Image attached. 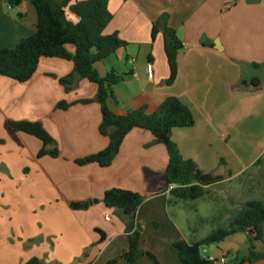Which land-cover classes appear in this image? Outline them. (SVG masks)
Segmentation results:
<instances>
[{"label": "crops", "instance_id": "crops-1", "mask_svg": "<svg viewBox=\"0 0 264 264\" xmlns=\"http://www.w3.org/2000/svg\"><path fill=\"white\" fill-rule=\"evenodd\" d=\"M9 1L0 0V50L14 49L33 36L38 25L30 0L16 7ZM80 1L84 0H72ZM109 10L114 18L105 34H118L128 43L96 64L102 78L112 71L123 77L114 87L112 111L123 115L147 107L150 114L167 98H178L195 117L194 127L175 129L171 135L183 158L226 178L215 186L237 181L242 186L259 185L233 194L238 203L264 201V186L260 190L264 183V0H111ZM164 15L168 22L160 24L153 40V25ZM68 17L78 23L74 15ZM166 25L176 30L184 46L177 59V79L170 86L166 84L171 73L164 48ZM66 49L75 54L73 46ZM69 76H74L75 84L67 92L60 80ZM251 80L260 86L240 88L241 81ZM97 92V85L80 80L74 63L64 59H41L35 76L25 84L0 76V139L4 140L0 144V264H26L33 258L43 264H107L120 256L129 246L128 219L104 204L106 192L113 189L145 197L137 216L143 229L142 248L160 264H182L172 241L193 244L209 236H200L193 226L188 203L169 206L172 188L163 181L169 154L150 132L133 130L108 168L76 163L104 151L110 143L100 133ZM63 102L71 107L58 109ZM9 121L42 124L59 157L39 158L43 142L11 131ZM222 160L226 166H221ZM208 197L199 200L204 207L210 205ZM85 202L92 203L90 209H71L72 203ZM217 209H223L225 216L212 220L201 216L196 207L198 224L218 228L229 222L232 212ZM249 246L248 237L237 234L220 244L205 245L202 254L231 264L236 257L247 256ZM256 248L263 252L264 242H257ZM138 264L155 263L145 257Z\"/></svg>", "mask_w": 264, "mask_h": 264}, {"label": "trees", "instance_id": "trees-1", "mask_svg": "<svg viewBox=\"0 0 264 264\" xmlns=\"http://www.w3.org/2000/svg\"><path fill=\"white\" fill-rule=\"evenodd\" d=\"M38 14L37 30L33 36L21 40L14 49L0 50V76L9 78L20 84L29 82L36 74L41 59H64L72 61L75 75L80 80L97 85L96 101L101 107L102 123L100 133L109 137V146L102 152L77 160L80 166L98 164L103 168L110 167L119 155L125 138L135 129L150 132L156 143L166 147L169 154V164L164 172L163 181L171 187L169 206L179 203H190L205 199L211 194V188L225 181V177L202 171L193 160H185L178 146L172 141L171 135L175 129H188L195 126L193 112L178 98H167L153 113H148L147 107H141L123 115L112 111L110 105L115 102L114 87L123 81V77L115 71L102 78L96 69V64L105 61L125 49L128 43L118 34L107 35L106 29L113 21V14L109 10L111 0H84L73 3L72 0H30ZM22 0H10L12 7L20 6ZM68 13L78 19V23L69 20ZM162 22H168V15H164L153 25L152 38L159 33ZM164 48L170 67V77L167 85H173L177 79V59L184 49L175 29L165 26L163 32ZM75 48V54L66 49ZM258 68V66H255ZM61 85L70 92L75 84L74 76L60 80ZM260 82L254 80L241 81V89H256ZM71 106L67 103L58 105V109L67 110ZM11 131L32 135L44 144L39 158L49 155L59 157L55 141L45 132L42 124L28 122H8ZM0 144L4 140L0 139ZM54 146L53 150H47ZM262 160L259 161V163ZM221 166H226L224 160ZM145 197L139 193L113 189L106 192L104 204L123 218H127L128 249L120 256L110 260L107 264H138L145 257H149L155 264L158 259L142 248L143 229L137 222L140 207ZM91 202L72 203L71 209L84 211L90 209ZM104 240V234L98 232ZM244 234L249 239V250L245 257H236L231 264H256L264 261V251L258 252L257 242H264V201L252 200L246 202L240 209L233 212L228 226L215 229L204 240L189 244L185 240L172 241L177 249L182 264H218L219 261L205 258L202 248L205 245L220 244L228 238ZM85 253V257H86ZM26 264H43L38 258H33Z\"/></svg>", "mask_w": 264, "mask_h": 264}, {"label": "rangeland", "instance_id": "rangeland-1", "mask_svg": "<svg viewBox=\"0 0 264 264\" xmlns=\"http://www.w3.org/2000/svg\"><path fill=\"white\" fill-rule=\"evenodd\" d=\"M263 161H264V157H263ZM260 170H262V168H259ZM258 169H256L254 172H256ZM251 175H247V178L250 179L252 178ZM245 179V180H248ZM253 185V184H252ZM259 185L255 184L254 187H252L251 185H240L239 181L233 183L232 185L230 184H225L222 186H213L211 188V194L208 197V200H210L208 203L210 204L207 207H204L202 205V201H196V202H190L188 203L189 206L191 207L190 209H187V214L190 216V218L193 221V226L196 228H199V235L200 236H207L208 234L210 235L211 232H213V229H217L215 228L214 225L210 224V225H199L198 224V216H197V212H196V207H198V209L200 210V215L203 217H208V218H212V220H216L217 218H219L220 216H225V213H223V209L219 210L217 209V206L229 209L232 214L229 216V222L233 216V212H235L236 210L240 209V207L244 204H240L238 203V201L236 200L237 198L233 195V194H238L239 192H241V190L244 191H249L252 187V190H256L258 188ZM264 183L260 186V190L263 188ZM230 188L232 189V191L230 190ZM238 192V193H237ZM210 198V199H209ZM212 198V199H211ZM196 206V207H195ZM229 222H225L224 224H220L218 227H222V226H228Z\"/></svg>", "mask_w": 264, "mask_h": 264}, {"label": "built area", "instance_id": "built-area-1", "mask_svg": "<svg viewBox=\"0 0 264 264\" xmlns=\"http://www.w3.org/2000/svg\"><path fill=\"white\" fill-rule=\"evenodd\" d=\"M149 75L152 76V68L151 67H149ZM106 220L110 221L111 218L107 217ZM219 264H227V262L225 260H222L219 262Z\"/></svg>", "mask_w": 264, "mask_h": 264}]
</instances>
